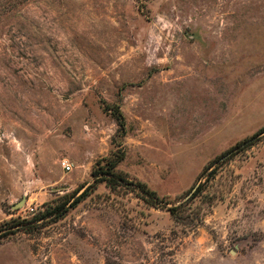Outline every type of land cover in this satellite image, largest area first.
<instances>
[{
	"label": "rangeland",
	"instance_id": "rangeland-1",
	"mask_svg": "<svg viewBox=\"0 0 264 264\" xmlns=\"http://www.w3.org/2000/svg\"><path fill=\"white\" fill-rule=\"evenodd\" d=\"M0 264H264V0H0Z\"/></svg>",
	"mask_w": 264,
	"mask_h": 264
},
{
	"label": "trees",
	"instance_id": "trees-1",
	"mask_svg": "<svg viewBox=\"0 0 264 264\" xmlns=\"http://www.w3.org/2000/svg\"><path fill=\"white\" fill-rule=\"evenodd\" d=\"M121 116V115H120ZM122 125V123H121ZM243 142V141H242ZM242 142L237 143L236 145H241ZM246 142V141H244ZM228 151H225L221 155L213 158L210 160L202 172L199 174L197 177V183L198 185L194 186L196 188L192 193L190 198H195L198 196L203 188H205L206 184L215 177L216 172H217V166L215 165L218 160H220L223 156L227 154ZM124 158V153L122 150H118L116 153L113 154V157L111 159H106L107 160V166H99L97 170L93 172L94 176L96 177L97 181H105L106 184H108L111 187H125L124 183H127V180L125 177L122 175L123 173L121 171H118L116 169L117 164ZM98 174H102L101 177H98ZM130 184V183H128ZM133 184V183H131ZM126 188V187H125ZM147 194L149 196L148 201L150 202L151 205H157L158 202H160L159 197L156 195L155 191H147ZM177 206L175 207H170L168 210H175ZM19 221H16L15 226H17Z\"/></svg>",
	"mask_w": 264,
	"mask_h": 264
},
{
	"label": "built area",
	"instance_id": "built-area-1",
	"mask_svg": "<svg viewBox=\"0 0 264 264\" xmlns=\"http://www.w3.org/2000/svg\"><path fill=\"white\" fill-rule=\"evenodd\" d=\"M60 166L63 169V171H65V172H70L72 170L71 163L66 159L60 160Z\"/></svg>",
	"mask_w": 264,
	"mask_h": 264
}]
</instances>
